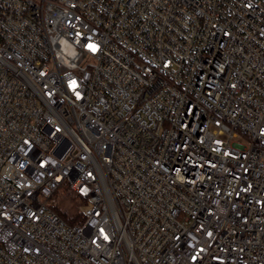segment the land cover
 I'll use <instances>...</instances> for the list:
<instances>
[{
  "label": "built area",
  "instance_id": "built-area-1",
  "mask_svg": "<svg viewBox=\"0 0 264 264\" xmlns=\"http://www.w3.org/2000/svg\"><path fill=\"white\" fill-rule=\"evenodd\" d=\"M0 264H264V0H0Z\"/></svg>",
  "mask_w": 264,
  "mask_h": 264
},
{
  "label": "rangeland",
  "instance_id": "rangeland-1",
  "mask_svg": "<svg viewBox=\"0 0 264 264\" xmlns=\"http://www.w3.org/2000/svg\"><path fill=\"white\" fill-rule=\"evenodd\" d=\"M59 197V202L56 204H60V206L66 209V212L70 216H74L77 210L82 212L85 209V206H82L78 199L71 195L65 188L59 191ZM80 205L81 207H79Z\"/></svg>",
  "mask_w": 264,
  "mask_h": 264
},
{
  "label": "trees",
  "instance_id": "trees-1",
  "mask_svg": "<svg viewBox=\"0 0 264 264\" xmlns=\"http://www.w3.org/2000/svg\"><path fill=\"white\" fill-rule=\"evenodd\" d=\"M64 188L65 187H63L62 189H64ZM65 189L68 191L67 188H65ZM59 191L51 199V204H50L51 208L54 211H56L70 225L82 222L83 221V215L81 213H79L78 210H77V213H75L74 216H70V214H68V212H66V209H64L62 206H60V204H56L57 202H59V199H60ZM71 195H72V193H71Z\"/></svg>",
  "mask_w": 264,
  "mask_h": 264
}]
</instances>
